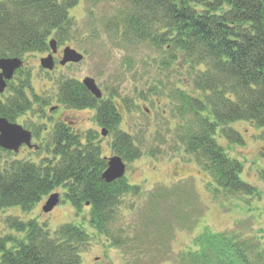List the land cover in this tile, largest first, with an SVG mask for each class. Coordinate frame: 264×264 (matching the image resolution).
<instances>
[{"label": "trees", "instance_id": "obj_1", "mask_svg": "<svg viewBox=\"0 0 264 264\" xmlns=\"http://www.w3.org/2000/svg\"><path fill=\"white\" fill-rule=\"evenodd\" d=\"M81 1L0 0V58L47 53L52 38L61 45L69 41L76 28L70 10ZM85 1L94 7L115 6L101 20L93 8L88 9L92 24L101 26L110 39L119 36L130 47L158 52L159 70L188 72L192 79L187 80H192L197 92L174 85V76L166 81L171 89L164 80L155 85L164 89L163 94L168 90L176 103L172 107L180 118L174 125L177 143L211 173L220 190L229 195L253 194L241 179L242 163L230 159L216 137L221 134L232 144L242 145L241 135L231 126L243 122L258 128L264 141V0ZM29 87L26 77L19 85L10 84L9 97L0 99L1 117L15 123L35 105L43 110L50 105L37 95L31 101ZM150 92L159 94L155 88ZM58 103L68 110H95L97 123L115 138V153L126 162L142 157L141 143L137 145L136 138L119 129L122 107L116 102L97 100L81 82L65 80L59 84ZM97 138L95 133L72 132L58 123L46 147L52 157L40 164L13 160L0 169V210L20 207L31 212L62 188L76 210L90 204L94 229L109 236L122 199L139 190L125 179L103 181L107 163ZM8 225L24 234L25 241L11 250L8 245L14 240L0 239V264H83L82 254L90 242L83 228L65 225L51 233L36 220L18 219L8 220ZM195 247L184 252L177 264H264L263 253L252 254L248 243L225 233H203L195 239Z\"/></svg>", "mask_w": 264, "mask_h": 264}, {"label": "rangeland", "instance_id": "obj_2", "mask_svg": "<svg viewBox=\"0 0 264 264\" xmlns=\"http://www.w3.org/2000/svg\"><path fill=\"white\" fill-rule=\"evenodd\" d=\"M114 7L103 3L94 7L82 0L70 10L76 28L69 41L58 45L60 54L56 56L54 71L41 68L40 59L46 54L25 57L24 78L29 79L30 100L34 102L37 95L46 98L50 105L44 110L35 105L17 124L39 131V139L45 142L44 149L51 143V132L60 121L67 122L68 126L75 124L74 130L80 132L100 133L102 128L95 122L92 111L67 110L58 104L57 98L61 81L82 82L87 77L93 78L104 99H111L122 107L120 131L142 145L140 159L124 160L127 169L123 179L139 191L124 196L111 221L109 236L94 229L90 207L75 210L61 188L57 192L63 195L62 201L50 214L42 210L48 197L28 213L20 207L0 210V239L12 238L14 243L8 248L15 249L19 242L25 241V235L10 229L8 220H36L51 233L65 225L83 228L90 235V242L82 254L83 264H177L184 252L197 250L195 239L199 235L210 232L225 233L248 243L252 254H264V141L261 131L252 124L240 122L231 128L241 135L242 145L232 144L221 134L216 137L227 156L242 163L241 179L252 187L253 194L229 195L217 191L218 185L213 188L210 183L215 180L211 173L177 143L174 125L180 118L173 113L172 107L176 103L170 99L168 90L163 94L164 89L157 87L158 80L171 86L166 81L174 76V85L197 92L192 80L187 84L188 72L159 70L158 52L143 46L130 47L119 36L110 39L101 26L92 24L88 9L93 8L94 15L101 20L110 15ZM67 46L82 53L83 61L60 66L58 60ZM178 64L182 66L180 61ZM21 80L20 75L16 84ZM151 88L159 94L153 92L152 95ZM5 97H9L8 93ZM56 106L59 108L50 112V108ZM114 139L113 134L96 139L103 157L117 156L113 149ZM36 143L33 139V144ZM22 150L17 156L0 152V169L17 159L39 164L47 156L41 151Z\"/></svg>", "mask_w": 264, "mask_h": 264}, {"label": "water", "instance_id": "obj_3", "mask_svg": "<svg viewBox=\"0 0 264 264\" xmlns=\"http://www.w3.org/2000/svg\"><path fill=\"white\" fill-rule=\"evenodd\" d=\"M53 54L57 53V42L51 41L50 43ZM83 60V55L71 48H66L64 51V58L61 65L65 66L67 63H80ZM42 68L46 70L54 69L53 55L41 60ZM23 66V62L18 58L13 59H0V94H3L7 88V82L14 77L16 70ZM86 88L97 98H102V92L98 88L94 79L86 78L83 81ZM106 135V132H103ZM32 134L26 131L22 126L10 123L7 119L0 117V148L7 151H14L18 153L23 145L33 148ZM126 164L122 158L115 156L108 159V168L103 173V180L106 183H112L125 176ZM60 203V195H52L43 207L45 213L52 212Z\"/></svg>", "mask_w": 264, "mask_h": 264}, {"label": "flooded vegetation", "instance_id": "obj_4", "mask_svg": "<svg viewBox=\"0 0 264 264\" xmlns=\"http://www.w3.org/2000/svg\"><path fill=\"white\" fill-rule=\"evenodd\" d=\"M59 54H60V51H58V54H57L56 56H58ZM55 59H56V57H55ZM56 61H57V60H56ZM19 76H20V73H18L17 76H15L16 79L14 78V81H13L15 84H16L17 79L19 78ZM8 84H9V83H8ZM63 123H65L66 125H68L67 122H65V121H63ZM70 124H71V123H69L68 128H70L72 131H74V129H75V128H74V127H75V124H73V125H72V124L70 125Z\"/></svg>", "mask_w": 264, "mask_h": 264}]
</instances>
